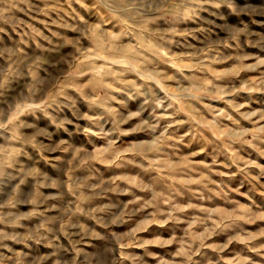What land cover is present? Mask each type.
I'll return each instance as SVG.
<instances>
[{
    "label": "clouds",
    "instance_id": "clouds-1",
    "mask_svg": "<svg viewBox=\"0 0 264 264\" xmlns=\"http://www.w3.org/2000/svg\"><path fill=\"white\" fill-rule=\"evenodd\" d=\"M0 264H264V0H0Z\"/></svg>",
    "mask_w": 264,
    "mask_h": 264
}]
</instances>
